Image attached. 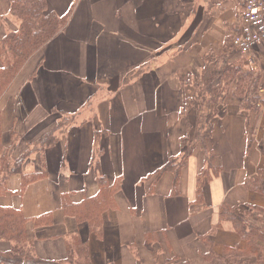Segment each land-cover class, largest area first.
<instances>
[{
	"label": "crops",
	"instance_id": "1",
	"mask_svg": "<svg viewBox=\"0 0 264 264\" xmlns=\"http://www.w3.org/2000/svg\"><path fill=\"white\" fill-rule=\"evenodd\" d=\"M11 0H0L3 33L16 31L9 14ZM244 0H47V10L65 17L63 30L32 56L0 100L3 145L11 133L18 143L24 133L38 137L48 129L42 122L67 124L56 143L43 153L46 176L20 189V178L7 183L0 206L21 211L30 223L28 237L37 257L60 260L66 245L77 238L88 243L92 264H153L144 248L148 234L157 236L158 254L207 264L203 239L220 254L237 244L229 223L219 221L223 204L237 210L246 205L264 207V199L245 190L264 168V107L244 111L228 98L214 122L211 146L217 177L202 186L197 200V177L204 167L201 148L184 162L173 196V175L157 171L167 158L178 156L185 125L179 119L181 76L201 75L208 51L226 52L228 37L240 28ZM247 63L264 74V41ZM145 72L129 84L122 78L131 67ZM132 72V71H131ZM130 72V73H131ZM182 73V75H180ZM197 75V77H196ZM138 80V81H137ZM118 82L113 96L99 100L101 82ZM33 102L32 109L22 102ZM9 104H14L9 108ZM177 108V109H176ZM176 109V110H175ZM56 111L57 113L53 112ZM29 112H32L31 114ZM59 113V114H58ZM195 112L189 117L191 123ZM52 120V121H53ZM70 120V121H68ZM31 122V125H25ZM248 124V128H247ZM50 125V123H49ZM194 135V128L191 130ZM253 142L246 154L247 143ZM39 172L41 156L33 154ZM28 163V161H27ZM29 165L24 166L25 172ZM122 185L113 207L101 214L103 234L89 233L88 222L64 213V201L87 203L100 195L99 178ZM175 189V190H176ZM47 222L35 227V221Z\"/></svg>",
	"mask_w": 264,
	"mask_h": 264
},
{
	"label": "trees",
	"instance_id": "2",
	"mask_svg": "<svg viewBox=\"0 0 264 264\" xmlns=\"http://www.w3.org/2000/svg\"><path fill=\"white\" fill-rule=\"evenodd\" d=\"M47 0H11L9 14L12 23L17 25L16 31L7 30L0 36V100L5 91L21 71L25 63L43 49L45 44L56 37L66 24L65 17H59L47 10ZM0 14V25L4 20ZM240 29V28H239ZM239 29L228 37L225 53L214 54L208 51L203 57L202 73L206 80L198 84H191L190 96L185 99L184 108L178 113L184 122L185 134L180 139L182 152L167 158L157 171L155 182L164 172L173 175V187H178L184 162L189 158L198 144L204 156V167L197 177V200L202 198L203 185L213 177H217L221 169L215 165L216 154L211 146L214 122L219 110L228 98L238 101L239 107L248 112L257 113L260 106L264 107V74L253 73L247 63V55H243L234 44L239 35ZM262 43V42H261ZM260 43V44H261ZM210 69V71H206ZM133 71L131 72V75ZM130 77V75H129ZM191 80V79H190ZM195 112L193 123L189 120V112ZM57 113L56 111H53ZM61 118L53 129H49L19 155L11 154L14 148L20 149L11 133L9 145H3V133L0 119V197L7 193V183L13 177L20 178V189L46 176L42 162L45 149L52 147L64 131L67 124L66 114L60 112ZM59 114V113H58ZM70 121V120H68ZM194 135L191 137V130ZM248 128V124H247ZM264 143V125L262 127ZM253 142L247 143L246 154L249 153ZM11 151V153H9ZM40 154L41 167L39 172H25L23 169L26 157ZM100 195L95 200L79 205L64 201V213L73 216L81 222H88L89 233L96 238L103 234L101 214L113 207V197L120 189L122 182L115 181L109 185L105 177L99 178ZM245 190L264 199V168L257 171L255 179L246 180ZM173 190L177 196L178 188ZM219 223L230 224L233 234L237 237V244L223 247L220 254L214 252L213 244L203 239L206 252L203 261L207 264H264V207L246 205L237 210L226 204L220 207ZM35 221L38 227L46 223ZM21 211L11 207L0 206V264H92L89 258V245L77 238L66 245V256L60 260L41 259L37 257L33 241L28 237V224ZM157 236L148 234L145 237L144 248L153 257V264H191L189 261L170 256V248L158 254L160 244ZM135 264H139L136 262Z\"/></svg>",
	"mask_w": 264,
	"mask_h": 264
},
{
	"label": "rangeland",
	"instance_id": "3",
	"mask_svg": "<svg viewBox=\"0 0 264 264\" xmlns=\"http://www.w3.org/2000/svg\"><path fill=\"white\" fill-rule=\"evenodd\" d=\"M6 18V17H5ZM3 32V30L0 28V36H2V35H4L5 33H3L2 35H1V33ZM264 41V39L262 40V42ZM254 50H255V47L252 49V52H250V54L248 55V58H246L247 59V61H251L252 60V57L250 56L251 55V53H254ZM202 68H204L203 67V65H202ZM249 68L251 69V71H253V73H257V72H260V70H259V68L257 67V68H255L256 70H254L253 68H252V65H250L249 66ZM23 69V68H22ZM21 69V70H22ZM131 71H133V74L131 75ZM206 71H210V69H208V70H206ZM145 72V66H139V67H137V68H135V67H131V69L129 70V72H127L122 78H124L125 79V81H124V84H129L132 80H134L136 77L138 78V80H139V77L141 76V74H143ZM20 73V72H19ZM18 73V74H19ZM261 73V72H260ZM17 74V75H18ZM129 75H130V77H129ZM180 75H182V73L180 74ZM193 74H190V75H188V77H184V76H181L182 77V79H180V83H179V85H180V90L178 89V91L176 92L177 94H178V99H179V103H180V106H179V111H178V113L184 108V105H185V99L186 98H188L189 96H190V93H191V89H192V86H191V84H198V83H200V82H202V80H206L207 79V77H205L204 76V74L202 73V70H201V75H200V77L197 79V80H193V76H192ZM196 77H197V75H196ZM16 78V77H15ZM191 79V80H190ZM137 80V81H138ZM13 82V81H12ZM12 84V83H11ZM10 84V85H11ZM119 83L118 82H115V81H110V82H101V84H98V86H100V88L101 89H99V90H102V93L100 94V96L101 97H99V100H100V102L101 101H103V100H105L106 98H105V96H106V93H108V95L109 96H113L114 95V93H113V91H114V89L116 90L117 88H119V85H118ZM9 85V86H10ZM8 89V88H7ZM7 91V90H6ZM5 91V92H6ZM107 100V99H106ZM233 100H236L235 98H233ZM13 106H14V104H9V108H13ZM23 106H28V107H30V109H32L33 108V106H34V104H33V102H29L28 100H26V101H23L22 102V106H21V109H22V107ZM177 109V108H176ZM175 109V110H176ZM192 112H193V110L191 111V112H189V114H188V116L190 117V116H192ZM30 114L32 113V112H29ZM32 115V114H31ZM53 119H51L50 121L49 120H47V119H45L43 122H42V127H44L47 123V125H46V128H52L53 129V127L56 125V123H57V121H55V120H53ZM49 123H50V125H49ZM25 125H31V122H26L25 121ZM49 130V129H48ZM47 130V131H48ZM46 131V132H47ZM25 135H24V140L26 141V142H29L32 138H35L34 139V141L35 140H37L38 139V135L37 134H34L33 132H28V133H24ZM199 145L197 144L196 145V147H198ZM195 147V148H196ZM28 147L27 146H25V145H21V148L20 149H16V148H14V150H12V153H11V151L9 152V153H11V154H14V155H19V154H21L22 152H24L26 149H27ZM32 157H34V156H28V157H26V159H25V162H24V166L25 165H29V167H28V171H32V173H34L35 171L33 170V167H34V162H31L30 161V159L32 158ZM27 161H28V163H27ZM24 166H23V168H24Z\"/></svg>",
	"mask_w": 264,
	"mask_h": 264
},
{
	"label": "built area",
	"instance_id": "4",
	"mask_svg": "<svg viewBox=\"0 0 264 264\" xmlns=\"http://www.w3.org/2000/svg\"><path fill=\"white\" fill-rule=\"evenodd\" d=\"M239 31L234 44L243 55L248 56L252 49L264 39V2L262 0H244Z\"/></svg>",
	"mask_w": 264,
	"mask_h": 264
}]
</instances>
